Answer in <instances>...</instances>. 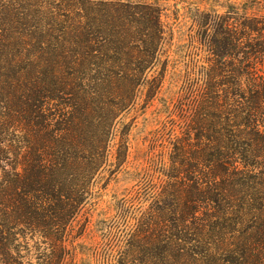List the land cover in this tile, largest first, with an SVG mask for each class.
Returning <instances> with one entry per match:
<instances>
[{"label": "trees", "instance_id": "obj_1", "mask_svg": "<svg viewBox=\"0 0 264 264\" xmlns=\"http://www.w3.org/2000/svg\"><path fill=\"white\" fill-rule=\"evenodd\" d=\"M207 37L219 65L181 110L190 125L154 139L168 157L151 156L121 264L144 250L150 264H264V30L238 19ZM161 40L152 4L0 0V264L65 259ZM128 152L123 139L116 167Z\"/></svg>", "mask_w": 264, "mask_h": 264}, {"label": "rangeland", "instance_id": "obj_2", "mask_svg": "<svg viewBox=\"0 0 264 264\" xmlns=\"http://www.w3.org/2000/svg\"><path fill=\"white\" fill-rule=\"evenodd\" d=\"M133 1L160 10L161 44L135 105L118 121L109 163L93 182L90 199L67 230L68 254L61 264L122 263L142 206H138L136 196L149 184L145 179L151 173V156L168 157L164 142L158 141L170 127L180 132L190 125L189 114L181 110L192 109L191 101H197L202 90L203 73L219 65L206 33L212 36L230 30L238 19L252 29L264 30V0ZM126 130H130L128 134ZM156 137L158 141H154ZM123 139L129 145L128 159L116 167L114 153ZM133 255L138 259L131 257L129 264H150L149 252Z\"/></svg>", "mask_w": 264, "mask_h": 264}]
</instances>
